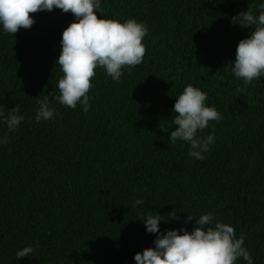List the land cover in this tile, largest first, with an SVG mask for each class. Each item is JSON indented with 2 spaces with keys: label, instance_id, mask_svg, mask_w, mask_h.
Wrapping results in <instances>:
<instances>
[{
  "label": "trees",
  "instance_id": "trees-1",
  "mask_svg": "<svg viewBox=\"0 0 264 264\" xmlns=\"http://www.w3.org/2000/svg\"><path fill=\"white\" fill-rule=\"evenodd\" d=\"M259 3L101 0L98 18L148 26L143 62L120 82L97 68L87 112L52 101L58 114L40 122L38 100L59 95L56 60L74 16L38 11L29 29H0V105L7 115L18 104L24 117L15 132L0 123V264H135L136 253L154 247L140 220L149 212L165 216L161 232H191L195 218L213 212L264 264V78L244 86L224 68L251 31L231 17L258 14ZM188 84L223 116L199 133L215 129L203 161L160 130L172 126L175 97ZM137 199L144 204L133 206ZM188 214L195 218L185 223ZM26 246L33 254L17 260Z\"/></svg>",
  "mask_w": 264,
  "mask_h": 264
},
{
  "label": "clouds",
  "instance_id": "clouds-1",
  "mask_svg": "<svg viewBox=\"0 0 264 264\" xmlns=\"http://www.w3.org/2000/svg\"><path fill=\"white\" fill-rule=\"evenodd\" d=\"M258 14L247 8L231 17V23L241 29H251L249 35L241 39L235 51V60L225 66L231 74L243 82L244 86L264 78V0L257 5ZM59 9L64 13L71 12L74 22L70 23L61 34V51L56 60L63 73L58 81L59 95L51 94L38 100L35 120H52L58 113L50 106L52 101L75 109L82 106V111L89 110L91 99L89 90L95 70L101 68L115 82H120L124 70L140 65L143 62L146 48L143 43L149 29L143 22L127 19L119 20L98 18L101 12V0H0V29L13 36L20 28L29 29L35 23L29 15L38 11ZM244 87L239 88L243 92ZM171 118L172 126L160 130L170 133V145L177 141L186 143L187 155L203 161L205 154L211 151L215 142L214 127L212 134L199 135L210 122L219 123L223 116L214 106H208L207 93L188 84L175 97ZM0 105V123L5 124L7 131L15 132L23 122L19 115L20 106L16 104L11 110ZM7 143L0 138V144ZM142 199L134 205H143ZM173 215L172 213L169 216ZM159 213L149 212L142 215L146 232L155 234L154 247L146 248L134 255L135 264H254L253 258L245 245V236L238 238L233 226L217 219L213 212L202 214L199 218L188 214L185 223L195 218L191 232L184 227L160 231V222L166 221ZM34 252L32 246L23 247L15 253L17 260L30 257Z\"/></svg>",
  "mask_w": 264,
  "mask_h": 264
}]
</instances>
